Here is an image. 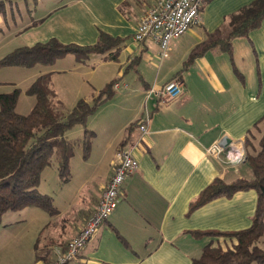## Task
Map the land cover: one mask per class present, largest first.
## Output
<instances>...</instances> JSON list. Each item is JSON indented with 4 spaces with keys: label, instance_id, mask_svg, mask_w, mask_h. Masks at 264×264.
<instances>
[{
    "label": "crops",
    "instance_id": "0c3cea01",
    "mask_svg": "<svg viewBox=\"0 0 264 264\" xmlns=\"http://www.w3.org/2000/svg\"><path fill=\"white\" fill-rule=\"evenodd\" d=\"M90 1L35 0L41 13L23 26L29 31L25 45L50 38L90 44L102 31L122 40L117 50H109L108 56L95 59L91 65L69 53L36 72L37 76L49 73L63 107L67 104L56 85V76L61 73L78 76V82L72 85L70 81L75 92L71 107L79 99L93 103L108 83L118 81L119 86L112 87L111 96L85 123H74L61 137L51 139L53 146L64 139L74 152L82 148L85 130L93 131L83 160L87 162L92 148L99 150L102 176L96 193L70 223L65 237L47 240L45 253H35L33 264L50 263L56 249L83 226L111 175L120 148L131 150L138 168L126 176L117 207L81 248L75 264H190L204 245L216 241L212 235L196 237L193 231H235L251 224L256 204L252 189L214 198L191 212L188 207L216 177L230 181L251 176L245 159L211 154L208 149L225 137L245 151L248 132L253 131L256 142L264 131V17L247 36L232 38L231 51L227 52L211 43L222 37L218 30L226 27V17L252 0H210L201 6L200 21L174 39L167 55L160 57L159 47L151 39L135 42L132 38L140 16L155 0H103L100 13L94 12ZM74 10L79 11L78 17L73 15L77 11L70 12ZM3 21L6 17H0V27ZM45 25L48 30L43 29ZM113 60L118 67L109 74L107 66ZM82 74L85 78L79 79ZM127 77L134 85H128ZM173 78L182 81L185 94L176 101L162 102L155 91ZM145 121L147 130L141 132L139 125ZM62 219L58 224L61 228L69 220ZM218 242L231 241L219 237ZM257 243L264 249V234Z\"/></svg>",
    "mask_w": 264,
    "mask_h": 264
},
{
    "label": "trees",
    "instance_id": "16d2710c",
    "mask_svg": "<svg viewBox=\"0 0 264 264\" xmlns=\"http://www.w3.org/2000/svg\"><path fill=\"white\" fill-rule=\"evenodd\" d=\"M208 1L202 0V7ZM4 9L5 2L0 0V14ZM263 17L264 0H252L226 17L227 34L211 44H219L222 50L230 52L232 38L247 36L261 25ZM121 41L103 31L91 44L64 43L50 38L7 52L0 58V67L51 65L57 58L69 53L83 61L91 53L117 50ZM19 93L17 87L0 93V214L26 207L55 214L57 208L52 196L38 190L41 174L44 168L55 164L58 175L66 181L73 149L64 139L53 146L51 139L61 137L74 123H85L98 105L111 96L112 83L98 92L93 103L79 99L68 111L57 98L49 73L38 75L26 89L27 94L35 97L29 113L16 111ZM92 136L93 131L85 130L82 139L84 156L90 149ZM254 138L253 131H249L244 139L245 161L251 176L230 181L216 177L200 190L188 207L191 212L214 198L231 197L237 191L252 189L256 192V204L251 224L235 231H193L196 237L212 235L216 241L204 245L200 255L192 258L190 264H264V249L257 243L264 234V131L256 142ZM219 237H226L231 242L222 245L218 242Z\"/></svg>",
    "mask_w": 264,
    "mask_h": 264
},
{
    "label": "rangeland",
    "instance_id": "374dc122",
    "mask_svg": "<svg viewBox=\"0 0 264 264\" xmlns=\"http://www.w3.org/2000/svg\"><path fill=\"white\" fill-rule=\"evenodd\" d=\"M4 2L5 9L0 14V17H6V22H4L5 20L3 21L0 31V58L14 48L25 45L29 31L26 32L27 29H24L23 26L29 20L37 19L42 10L40 4L36 6L35 0H4ZM103 2V0L90 1V4L93 3L94 12L100 13ZM75 11L77 10L70 12L73 13ZM78 12L73 13V15L78 17L80 15ZM95 25L99 26L98 23ZM43 29L48 30L49 28L45 25ZM218 31L223 37L227 34L228 28L223 27ZM109 52L108 50L102 53H91L83 61L74 55L70 57L77 58L81 62L91 65L95 59L101 56H108ZM44 66L47 65L0 67V93L10 92L16 87L20 90L15 108L18 113L26 114L32 109L35 97L27 94L26 89L36 78L38 69ZM67 66H69L68 63ZM117 67V61L113 60V64L107 66V71L111 74ZM130 74L135 75L133 70H130ZM84 78V74L79 76V79ZM56 79L59 95L67 104L63 108L68 111L72 108L69 105L72 104L70 99L72 100L75 94L70 89V81L72 85L78 82V76L73 73H61L56 76ZM62 79H65V82ZM126 82L129 86H132L135 81L127 77ZM73 153L70 158V170L66 181L60 178L54 168L55 166H53L55 164H52L46 167L43 172L42 182L38 186L39 191L47 192L52 196L53 204L59 210L58 215L49 214L36 207H26L21 210L0 214V264H33L35 262V253H45L47 240H55L60 235L62 238L65 237V234L69 231L70 223L80 213V209L84 208L91 195L96 193L98 180L102 176V171L99 167L103 163L99 150L92 148L86 163L83 160L85 155L83 148H75ZM95 167L98 168L97 171ZM62 218H68L69 220L67 221L68 224L61 228L58 224L63 222ZM251 264L257 263L251 262Z\"/></svg>",
    "mask_w": 264,
    "mask_h": 264
},
{
    "label": "built area",
    "instance_id": "2783aa9c",
    "mask_svg": "<svg viewBox=\"0 0 264 264\" xmlns=\"http://www.w3.org/2000/svg\"><path fill=\"white\" fill-rule=\"evenodd\" d=\"M201 6L202 0H155L140 16L132 34L133 41L141 42L149 38L158 45L160 57L167 55L170 43L185 33L191 25L200 21ZM118 86V81L112 83L114 89ZM155 93L162 102L176 101L184 96L185 90L182 81L173 78ZM139 129L141 132H146L147 121L141 123ZM235 145L233 141L224 137L213 144L208 152L224 153L232 159H245L243 147ZM137 168L138 160L129 148H120L116 151L111 175L101 191L94 210L78 232L63 247L56 249L49 264H75L81 248L117 207L126 176L135 172Z\"/></svg>",
    "mask_w": 264,
    "mask_h": 264
}]
</instances>
